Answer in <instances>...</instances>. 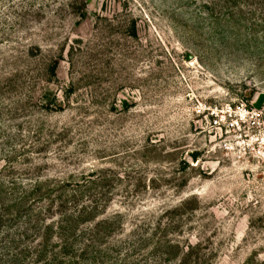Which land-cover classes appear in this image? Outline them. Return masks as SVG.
I'll return each mask as SVG.
<instances>
[{
  "label": "rangeland",
  "instance_id": "1",
  "mask_svg": "<svg viewBox=\"0 0 264 264\" xmlns=\"http://www.w3.org/2000/svg\"><path fill=\"white\" fill-rule=\"evenodd\" d=\"M262 94L264 0H0V264H264Z\"/></svg>",
  "mask_w": 264,
  "mask_h": 264
},
{
  "label": "water",
  "instance_id": "2",
  "mask_svg": "<svg viewBox=\"0 0 264 264\" xmlns=\"http://www.w3.org/2000/svg\"><path fill=\"white\" fill-rule=\"evenodd\" d=\"M264 107V94H262L256 101L254 108L257 111H261Z\"/></svg>",
  "mask_w": 264,
  "mask_h": 264
},
{
  "label": "trees",
  "instance_id": "3",
  "mask_svg": "<svg viewBox=\"0 0 264 264\" xmlns=\"http://www.w3.org/2000/svg\"><path fill=\"white\" fill-rule=\"evenodd\" d=\"M193 160H194V162H196L198 160L197 155H193Z\"/></svg>",
  "mask_w": 264,
  "mask_h": 264
},
{
  "label": "built area",
  "instance_id": "4",
  "mask_svg": "<svg viewBox=\"0 0 264 264\" xmlns=\"http://www.w3.org/2000/svg\"><path fill=\"white\" fill-rule=\"evenodd\" d=\"M255 109V108H254ZM256 110V109H255ZM257 111V110H256Z\"/></svg>",
  "mask_w": 264,
  "mask_h": 264
}]
</instances>
